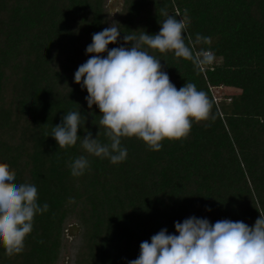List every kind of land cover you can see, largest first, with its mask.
<instances>
[{"label": "trees", "instance_id": "obj_1", "mask_svg": "<svg viewBox=\"0 0 264 264\" xmlns=\"http://www.w3.org/2000/svg\"><path fill=\"white\" fill-rule=\"evenodd\" d=\"M170 15L187 25L192 58L144 50L177 89L191 82L206 93L210 118L160 151L122 138L128 154L118 164L87 153L88 131L110 143L99 108L89 109L74 79L95 55L86 52L93 34L113 23L120 38L112 49L125 34H158ZM205 55L211 64L198 62ZM212 86L223 87L217 100ZM69 111L85 124L75 146L59 148L50 135ZM80 156L90 167L74 177ZM0 162L48 205L22 253L0 246V264H128L143 241L165 228L179 235L175 222L191 216L254 226L264 213V0H122L116 11L110 0H0Z\"/></svg>", "mask_w": 264, "mask_h": 264}, {"label": "clouds", "instance_id": "obj_2", "mask_svg": "<svg viewBox=\"0 0 264 264\" xmlns=\"http://www.w3.org/2000/svg\"><path fill=\"white\" fill-rule=\"evenodd\" d=\"M186 27L182 19L167 16L158 34H125L124 45L130 43V48H108L120 38L113 23L93 34L86 52L95 55L78 67L74 79L82 89H87L89 109L93 105L99 108V126L105 129L110 143L99 142L100 131L96 138L88 131L81 141L87 153L118 164L128 154L122 147V138L135 137L150 150L160 151L164 140L187 139L193 121L210 118L211 105L206 93L191 82L177 89L163 70L161 60L144 50L147 46L160 53L192 58L184 40ZM213 59L205 55L198 62L211 64ZM84 124L80 111H69L50 136L59 148L75 146ZM89 167L88 159L80 156L70 164L71 175L82 176ZM15 178L9 165L0 162V246L8 256L23 252L35 216L48 210L47 204L39 205L35 185L17 184ZM175 229L179 235L169 234L165 228L153 235L151 242L143 241L139 257L128 264H264V213L260 212L251 227L242 221L225 219L213 224L206 218L191 216L182 223L175 222Z\"/></svg>", "mask_w": 264, "mask_h": 264}, {"label": "rangeland", "instance_id": "obj_3", "mask_svg": "<svg viewBox=\"0 0 264 264\" xmlns=\"http://www.w3.org/2000/svg\"><path fill=\"white\" fill-rule=\"evenodd\" d=\"M122 5V0H110V7L113 11L118 10ZM77 227L75 225L70 226V228L68 229V233L71 234H75L77 233Z\"/></svg>", "mask_w": 264, "mask_h": 264}, {"label": "built area", "instance_id": "obj_4", "mask_svg": "<svg viewBox=\"0 0 264 264\" xmlns=\"http://www.w3.org/2000/svg\"><path fill=\"white\" fill-rule=\"evenodd\" d=\"M223 90V87L222 86H212L211 87V91L215 97V99L217 100L218 99V94Z\"/></svg>", "mask_w": 264, "mask_h": 264}]
</instances>
